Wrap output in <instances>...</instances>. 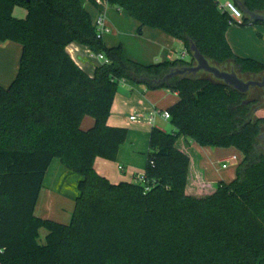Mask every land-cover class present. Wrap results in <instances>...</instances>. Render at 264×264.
I'll list each match as a JSON object with an SVG mask.
<instances>
[{"label": "trees", "instance_id": "1", "mask_svg": "<svg viewBox=\"0 0 264 264\" xmlns=\"http://www.w3.org/2000/svg\"><path fill=\"white\" fill-rule=\"evenodd\" d=\"M233 1L264 15V0ZM108 3L139 23V35L147 27L181 41L190 60H130L122 45L98 39L82 0H0V44L22 47L16 79L0 87V264H264V88L241 94L205 72L165 80L195 65L192 46L242 80H261L264 64L235 55L227 41L231 17L215 0ZM15 8L27 17L14 18ZM258 24L244 16L242 26ZM74 43L109 63L91 77L69 55ZM124 82L180 98L167 110L174 132L150 133L149 191L111 184L95 169L98 158L116 161L127 141V129L108 125ZM86 116L95 125L83 131ZM181 139L241 152L236 179L189 194L191 157ZM55 160L82 178L68 225L35 215ZM41 229L45 244L38 242Z\"/></svg>", "mask_w": 264, "mask_h": 264}, {"label": "crops", "instance_id": "2", "mask_svg": "<svg viewBox=\"0 0 264 264\" xmlns=\"http://www.w3.org/2000/svg\"><path fill=\"white\" fill-rule=\"evenodd\" d=\"M82 2L91 14L93 23L99 16L105 17L109 29V33L103 38L105 45L109 48L122 45L126 56L130 60L147 66L166 61L173 62L177 59L190 60L188 59L189 54L181 41L160 30L147 27L144 28L142 35H139V23L132 19L127 12L111 7L108 0H82ZM27 14L26 9L15 8L13 17L23 20L27 17ZM236 26L238 25H232L227 32V41L235 55L264 64L259 55L252 56L236 50V32L234 30ZM67 51L83 71L91 77L95 75L101 62L95 57L90 48L74 43L67 47ZM21 55L22 47L20 45L15 43L0 44V87L8 89L16 79ZM179 101V94L168 89L149 90L145 85H134L129 82H125L123 88L119 87L108 125L112 128L127 129L128 138L121 146L116 161H107L101 158L96 160L95 169L97 173L106 178L111 184L133 183L136 176L145 173L134 172V169L140 170L143 167H135L136 161L131 160L129 157L131 154L135 156L140 152H144L145 155L146 150H141L143 145L139 139L140 133L145 134L149 141L152 129H160L158 127L159 122H165V120L159 117L153 126L147 123H134L130 118L136 114L148 113L154 110L167 111ZM94 125L95 119L86 116L82 121L81 129L88 131ZM180 143L181 148L191 157V178L187 187L189 194L199 196V188L202 186L213 189V185L219 182L229 184L236 179L237 168L243 161V154L235 148L201 147L183 139ZM232 157L238 158L239 164L223 169L222 164ZM126 165L131 168L130 171L127 170ZM230 168L234 170L232 171ZM48 172L49 170L45 179ZM59 195L56 191L46 189L44 185L36 207V217L54 220V217L62 216V212L55 211L54 207L55 199ZM66 216L65 218H67Z\"/></svg>", "mask_w": 264, "mask_h": 264}, {"label": "rangeland", "instance_id": "3", "mask_svg": "<svg viewBox=\"0 0 264 264\" xmlns=\"http://www.w3.org/2000/svg\"><path fill=\"white\" fill-rule=\"evenodd\" d=\"M221 1L224 2V0ZM234 30L236 32V36H235L236 50L242 51L243 53L245 52L252 56L259 55L261 61H264V25L258 24V25H248V26H236L234 27ZM188 59H190V56L188 57ZM218 68L223 70L220 67ZM226 71L230 72V68H226ZM202 76L205 75L202 74ZM208 77L215 80L211 75H209ZM243 80L249 81L251 79L248 77L247 78L244 77ZM123 84L125 85V82L121 84L120 86L121 88H123L124 86ZM249 96L250 98L255 96L259 97L258 93L256 94L255 92H251ZM258 116L264 117V113H260L258 114ZM158 127L169 133H172L175 130L171 121H165V122L160 121ZM139 139L142 145L144 146L141 147V150L142 149L146 150L145 155L143 154L144 152H140L135 156L131 154V156L129 157L131 158V160L133 159L134 161H136L135 167L138 168L143 167L140 170L134 169V172L136 173L145 172L147 167V158L149 151V141L147 136L145 134L140 133ZM125 167L127 168L128 171H130L131 168L128 165H126ZM230 169L232 171L234 170L233 168ZM81 179H82L81 176L77 174H72L68 176L67 170L64 168V166L61 164L59 160H55V162L52 164V166L49 169L47 178L45 179V187L48 190L56 191L57 193L60 194L59 196H57V199H55L54 207H55V211L62 212V216L54 217L55 219L54 220L51 219L52 221L65 225L70 224L75 209L76 197L78 195L77 184ZM65 216L67 218H65ZM46 236H47V230L41 229L38 235V242L40 244H45Z\"/></svg>", "mask_w": 264, "mask_h": 264}, {"label": "water", "instance_id": "4", "mask_svg": "<svg viewBox=\"0 0 264 264\" xmlns=\"http://www.w3.org/2000/svg\"><path fill=\"white\" fill-rule=\"evenodd\" d=\"M239 7L244 16L249 18L251 22L254 24L261 23L264 25V15L252 13L242 4H240ZM191 52L193 59L195 60V65L192 67L177 69L171 72L165 80L176 76H186L187 74L196 76L200 72H205L213 76L215 80L224 83L241 94H248L253 88H264V77L261 80L244 81L240 79L234 71L228 72L212 66L195 46L191 47Z\"/></svg>", "mask_w": 264, "mask_h": 264}, {"label": "built area", "instance_id": "5", "mask_svg": "<svg viewBox=\"0 0 264 264\" xmlns=\"http://www.w3.org/2000/svg\"><path fill=\"white\" fill-rule=\"evenodd\" d=\"M219 6V9L222 11L227 12L232 20V25L242 26L244 23V14L242 13L241 9L233 0H215ZM94 26L97 31V37L100 40H103L104 36L109 33V29L106 24V19L103 16H99L94 23ZM95 57L101 62V64H108L109 61L101 54L95 55ZM162 118L165 121L171 120V115L168 111H159L154 110L152 112L143 113V114H136L130 118V120L134 123H147L149 125H155L158 118ZM238 158L232 157L226 160L222 164L223 169H227L229 166L238 165ZM122 169V168H120ZM134 183L142 186H146L147 178L145 173L140 174L135 177ZM150 187L146 186V191H149Z\"/></svg>", "mask_w": 264, "mask_h": 264}]
</instances>
